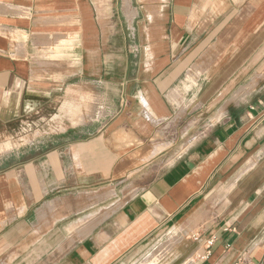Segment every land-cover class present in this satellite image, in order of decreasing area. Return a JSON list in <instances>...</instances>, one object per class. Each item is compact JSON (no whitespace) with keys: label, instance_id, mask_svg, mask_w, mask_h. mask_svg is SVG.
I'll return each mask as SVG.
<instances>
[{"label":"crops","instance_id":"obj_1","mask_svg":"<svg viewBox=\"0 0 264 264\" xmlns=\"http://www.w3.org/2000/svg\"><path fill=\"white\" fill-rule=\"evenodd\" d=\"M210 38L233 73L202 102L250 90L166 141ZM262 98L264 0H0V124L48 109L59 138L0 171V264H131L181 223L263 264Z\"/></svg>","mask_w":264,"mask_h":264},{"label":"rangeland","instance_id":"obj_2","mask_svg":"<svg viewBox=\"0 0 264 264\" xmlns=\"http://www.w3.org/2000/svg\"><path fill=\"white\" fill-rule=\"evenodd\" d=\"M216 41L214 38L208 39L206 41L207 44H204L205 46L201 48V54L193 55L192 57L194 60H192V64L187 71L188 79L184 80V89L179 92L182 101L175 104L178 113L175 123H173V127L169 125L166 130L162 131L163 133L166 132V136H168L166 141L174 140L175 143L181 145L189 138H192L194 133H197L203 125L208 124L215 112L220 107H225L229 104L231 98L234 99V102H237L239 98L250 90V87L242 88L239 92L234 89L229 92V95L224 100L225 102L217 105L214 102L216 98L211 101L208 100L206 104L202 102L200 97L206 92L209 94L211 91L218 89L223 92L229 90L224 87L223 89L221 86L230 79L233 73L226 71L225 68L228 66V60L231 55H221L220 52L226 51V48L236 41L230 39L223 41L219 39V42ZM254 84L256 82L252 83L251 86ZM48 113L51 114L47 109L43 119L41 117L29 120L35 124L30 122L25 129L19 120L12 122L10 125L0 124V146H2L0 147V171L5 170L12 163L22 160L23 157L36 154V151L27 149V145L32 142L35 143L37 138L44 137L46 141L59 139L52 135L55 119H51L52 117L49 119L47 117ZM189 126H191L190 134L183 135V127ZM158 135L165 137L161 136V133ZM62 138H68V135L61 137V140ZM19 152H24L25 156L19 155L18 157L16 154ZM209 216V219H213L214 214L209 213ZM211 233L212 230H209L206 234L208 238L201 241L204 233L200 235L198 231L188 230L185 224L181 223L160 235L158 240L131 264H147L153 258H156L154 264H213L212 256L208 254V248L205 247L211 240L209 238Z\"/></svg>","mask_w":264,"mask_h":264},{"label":"built area","instance_id":"obj_3","mask_svg":"<svg viewBox=\"0 0 264 264\" xmlns=\"http://www.w3.org/2000/svg\"><path fill=\"white\" fill-rule=\"evenodd\" d=\"M257 104H258L259 106H262V107L264 108V98L258 100ZM213 242H214V240L211 239V240L209 241V243H208V247H207V248H208V254H210V247L212 246ZM234 264H252V263H251L247 258H245L244 256H239V257L235 260Z\"/></svg>","mask_w":264,"mask_h":264}]
</instances>
